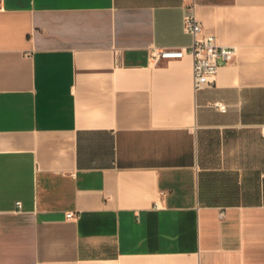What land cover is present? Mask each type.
<instances>
[{
	"label": "crops",
	"instance_id": "1",
	"mask_svg": "<svg viewBox=\"0 0 264 264\" xmlns=\"http://www.w3.org/2000/svg\"><path fill=\"white\" fill-rule=\"evenodd\" d=\"M263 129L264 0H1L0 264H264Z\"/></svg>",
	"mask_w": 264,
	"mask_h": 264
},
{
	"label": "built area",
	"instance_id": "2",
	"mask_svg": "<svg viewBox=\"0 0 264 264\" xmlns=\"http://www.w3.org/2000/svg\"><path fill=\"white\" fill-rule=\"evenodd\" d=\"M183 29L186 34L191 36V44L183 48H152L149 51L150 63L156 66L189 57L192 61L194 90L210 87L214 84L218 73V61L231 62L236 56V49L221 46L213 35L204 33L201 23L195 17L193 4L187 7L186 15L183 18ZM213 108L221 112L225 111V107L218 103H215ZM262 137L264 138V129ZM16 206L19 207L20 204L17 203ZM66 218L74 219L75 215L68 213Z\"/></svg>",
	"mask_w": 264,
	"mask_h": 264
}]
</instances>
